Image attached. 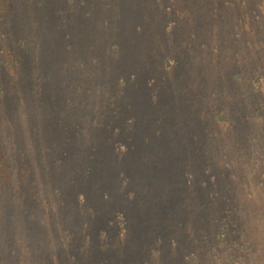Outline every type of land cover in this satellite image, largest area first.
Wrapping results in <instances>:
<instances>
[{
    "label": "rangeland",
    "instance_id": "rangeland-1",
    "mask_svg": "<svg viewBox=\"0 0 264 264\" xmlns=\"http://www.w3.org/2000/svg\"><path fill=\"white\" fill-rule=\"evenodd\" d=\"M4 1L0 264H264V0ZM133 25H143L138 43ZM122 66L137 73L125 88L150 91L124 115L107 111ZM211 109L223 114L211 121ZM126 115L137 116L138 152L113 164ZM193 115L200 145L185 146ZM122 169L125 193L154 183L185 224L170 228L165 206L159 225L158 211H132L131 196L127 225L108 214ZM224 219L242 246L214 237ZM160 230L176 240L153 244Z\"/></svg>",
    "mask_w": 264,
    "mask_h": 264
},
{
    "label": "trees",
    "instance_id": "trees-1",
    "mask_svg": "<svg viewBox=\"0 0 264 264\" xmlns=\"http://www.w3.org/2000/svg\"><path fill=\"white\" fill-rule=\"evenodd\" d=\"M0 2H1L2 5H5V1L4 0H0ZM123 4L125 5V11L129 12L130 8H128L126 6V2H123ZM134 27H135L134 32H133L132 27L129 28V34L128 35L131 38H135V40H132V41H135V43H138L143 37V32H144L143 25L142 26L136 25ZM128 37H126V38H128ZM117 40H120V44L123 42V41H121V39H117ZM127 54H128V57H129L130 56L129 53H127ZM167 60H168V58H167ZM168 62L169 61H167L165 63V65H168ZM122 68H124V70L116 72L117 75L114 76V78H117V83H118L119 89L112 96L111 101L109 103V106L107 107V111L111 112L113 114H116V113L120 112V114L124 115V114H128L127 113V108L128 109H132L134 107L133 102L136 103V105H138V104L146 105L148 99H147L146 95L143 94V92L146 91V90L148 92H150V91L145 85H141L140 83H138L137 85H134L132 88H125V86L128 85L131 82L132 78L137 77V73L135 71L134 73H131L129 75V72L127 70H125L126 67L122 66ZM133 88H135L140 93V96L138 97V99H136L134 97L132 99V101L127 99V102L126 101L124 102L125 104L124 103H122V104L119 103V100L122 99V98L127 97V95L130 96V98H131V93H132V89ZM157 90H159V86H157V85L151 89L150 97H151L152 101H157L158 100L159 93L157 92ZM132 97H133V95H132ZM123 104H124V106H123ZM151 106H152V110L148 109V108H145V109H146L147 114L150 113L151 116H152V119H154L155 116H156V112L158 110H155V107L153 106V104H151ZM136 109H137V107L135 106L132 112H135ZM209 111L210 112H208L207 114H208V119H210L211 121L215 120L214 117H218V116H221V114H223V110H221V109H216L215 111H212V109H211ZM209 113H211V115ZM162 116L163 115H160L159 117L161 118ZM125 121L129 122V125H128V127L130 129L129 131H127L125 127H123V128L121 127L122 123H119L115 127V129L121 134H125L126 132H128V135H126L127 136V140H128V144L116 142L115 145H114V151H113V149L111 147V155H112V158L114 160L113 164L118 163V161L120 159V158H118V155H120L121 160H123L125 158L132 157V154L138 152V150L135 149V146L132 143V138H133L132 137V133H133V136H135L134 134L137 132V128H136L137 126H135V125H137V116H135V115H126ZM193 122H195V116L194 115L191 116V118L189 119L190 127L187 130V138L184 140V145L185 146L187 144H189V146H193L196 143H198L200 145L201 138H199V135H198V133H196L195 130H191L192 129L191 125H192ZM155 139L157 140V138H151V137H149L147 135L145 138H143V141L145 143H147V144H152L154 141H156ZM120 145L123 146L121 149H120ZM165 145H167V143ZM116 150H119V151H116ZM115 153H117L118 155L115 154ZM134 156L137 159H141V161H145L149 157H151L147 153L146 154H142L141 156H140V154H136ZM5 163H6V159L0 158V165L1 164H5ZM118 174H120L119 176H121V177L118 179L117 185L115 187H116V191H117V193H116L117 194V198L119 200L115 197V194L113 196V192H114L113 189H111V188L108 189L109 192L108 193L106 192L107 193L106 197H109V198L112 197V202L110 204L111 209H110L108 214H111L112 212H114L112 210H115V211L120 210L119 212H121V214L123 215L122 222H124V224L127 225L128 221H127V218L124 216V212L127 209V205L129 203L128 202V198H129V196H131V198H132L131 201L132 202L134 201L135 198L137 200L136 203L133 204L134 207H133L132 211H134V212L135 211H140L141 215H143L144 213H147V209L149 210V212L152 215H154L158 211L159 219L155 218L154 220H158L159 221L158 224L160 225L162 223L163 219L165 218V216H163L161 211L165 212V209H163V208L165 206L169 207V205L173 203V198L171 196H167L163 191H161V192L164 193L165 196H164V199L161 198L159 196V194H158V188L155 187L154 183L152 184V186H150V182L149 181H147V182L143 181V183H145V187L148 189V191H147V193L145 195L138 193V191L136 189L131 191V192H133L131 195H128L129 193H125V191L127 190V188L129 186H131V181H132L131 177H130L129 174L127 175V173H126V171L124 169L119 170ZM24 175H25L24 177L26 178L27 171L24 172ZM186 181L188 183L189 180L187 179ZM140 187H141V191H142L144 187L142 185H140ZM154 191L157 192L156 193L157 198L153 196ZM137 195H138V198H137ZM113 199H114V202H118L116 205L113 204ZM150 210H153V211H150ZM171 210L172 209L170 208V213H173L172 215L175 218V220L174 221H170L169 227L170 228H173V227L179 228V227L183 226V224H185L184 223V219L180 220V218L178 216L176 217L175 212H177V211L175 210L173 212ZM153 218H154V216H153ZM164 220L167 222V218H165ZM215 225H216V227L214 228V231H215L216 234H215L214 237H216V235L218 234L220 237H222L223 241L235 240V241H233V243H236L239 246H242L244 244L245 240H242V237H239L238 239L237 238L231 239V237L228 236L229 225H230L228 219H224L221 222L220 221H215ZM167 232L168 231H166V234H165L163 230L158 231L157 236L153 240V244L160 245L166 240L167 237H170L173 240H176V239L173 238V232H168L169 235H167ZM233 250H234V252L238 251V249H233ZM232 254L233 253H231V256H232Z\"/></svg>",
    "mask_w": 264,
    "mask_h": 264
}]
</instances>
